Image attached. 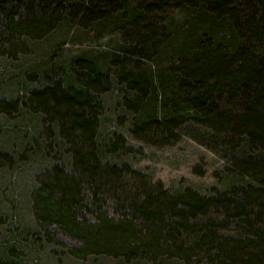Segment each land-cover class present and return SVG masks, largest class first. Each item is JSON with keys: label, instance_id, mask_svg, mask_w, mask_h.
I'll list each match as a JSON object with an SVG mask.
<instances>
[{"label": "trees", "instance_id": "1", "mask_svg": "<svg viewBox=\"0 0 264 264\" xmlns=\"http://www.w3.org/2000/svg\"><path fill=\"white\" fill-rule=\"evenodd\" d=\"M236 1L0 0L7 25L28 34L56 17L88 24L93 35H120L115 49L66 58L56 80L24 98L57 127L71 155L69 167L55 162L33 190L42 239L59 232L72 241L69 253H108L119 264L190 263L201 255L215 264H264V0H243L245 14ZM163 55L166 64L156 70L146 63ZM113 79L127 91L135 139L164 145L186 134L208 145L226 158L228 187L210 194L169 189L114 160L132 145L117 131L97 139L98 94ZM18 103L9 98L0 109L12 112ZM46 141L42 152L60 147ZM231 226L235 233H227ZM14 258L2 254L0 264Z\"/></svg>", "mask_w": 264, "mask_h": 264}, {"label": "rangeland", "instance_id": "2", "mask_svg": "<svg viewBox=\"0 0 264 264\" xmlns=\"http://www.w3.org/2000/svg\"><path fill=\"white\" fill-rule=\"evenodd\" d=\"M244 3L237 0L233 5L239 6L238 9L245 14ZM172 12L177 13L178 8H173ZM6 15L0 13V102L12 98L19 103L17 110L12 112L0 109V253L10 259L11 253H14L16 261L12 264H119L118 259L108 253L89 254L86 257L69 253L67 247L72 241L70 238L62 241L59 232L49 240L39 235L33 190L55 162L69 167L71 155L63 148V138L57 133V127L33 113L26 106L24 98L32 87L56 80L60 72L58 66L66 58L84 51L108 47L115 49L120 43V35L114 36L111 31L104 32L103 36L100 32L93 35L88 24L77 28L76 23L56 17L40 34H28V31L14 28L13 23L7 25ZM16 17L13 19L16 20ZM181 18L180 15L179 21H182ZM158 58L157 61L149 59L146 63L156 70L158 65L166 64L164 55ZM31 71L32 74L29 73ZM28 74L36 79H30ZM126 94L125 87L116 79L110 82L106 91L98 94L103 104L97 139L104 142L117 131L132 145L131 153L117 151L112 156L114 160L130 162L153 181L158 179L169 189L191 187L210 194L228 187L229 176L223 173L226 158L208 145L186 134L164 145L135 139L129 131L131 112L124 104ZM46 139L53 146L58 141L60 147L54 146L56 149L52 150L51 146L48 151L42 152L39 145ZM226 231L235 233L236 228L231 226ZM9 246L12 248L8 249ZM136 262L151 263L143 258ZM162 264L215 262L207 261L201 255L200 259L191 260L190 263L169 258L163 260Z\"/></svg>", "mask_w": 264, "mask_h": 264}]
</instances>
